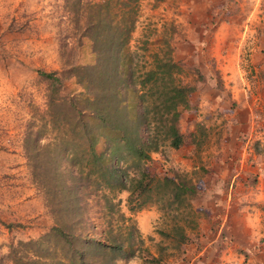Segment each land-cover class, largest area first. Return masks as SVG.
<instances>
[{"label": "rangeland", "instance_id": "rangeland-1", "mask_svg": "<svg viewBox=\"0 0 264 264\" xmlns=\"http://www.w3.org/2000/svg\"><path fill=\"white\" fill-rule=\"evenodd\" d=\"M254 1L139 0L129 44L132 47L136 44L143 28L174 23L177 33L172 39V52L183 64L184 78L196 76L194 70L185 68L192 61L191 42L196 38L198 65L203 70L214 69L213 76L221 78L222 83L225 81L229 92L222 91L215 98L218 90L204 85L199 93L188 94L195 110H186L181 116L195 115L202 123L180 147L173 149L164 144L157 151H150L146 168L156 177L151 180L148 194L139 198L144 202L142 206L130 211L126 206L127 191L118 184H105L95 167L84 176L75 168L70 172L67 164L60 162L57 174L50 175L49 184L55 190L51 195L32 178L22 149L21 131L43 113L46 85V79L32 68L56 71L63 79L62 92L78 89L75 77H65L63 69L71 61L80 37L77 33L80 21L74 19L73 10H67L66 0H0V255L7 252L9 243L18 240L55 242L54 237L45 240L50 227L64 226L74 218L78 222L70 227L73 232L119 245L111 249L78 238L76 264H154L150 255L161 257L164 264L264 263V174L258 170L259 162L264 164V132L251 133L250 155L247 156L246 150L241 152L240 170L248 173L232 174L236 139L223 137L227 145L233 146L232 151H225V162H229L225 166L218 161L216 152L223 132L221 112L232 113L243 122L231 128L232 134H239V140L241 133L245 134L244 117L248 109L240 104L248 95H243L241 87L252 73L249 50L261 24L259 11L258 16L256 12L250 14ZM240 30L247 33L240 50L226 55L219 37ZM138 49L139 53L147 52ZM86 54L87 51L80 53L75 62H83ZM45 132L40 143L47 140L49 130ZM53 146L59 147L51 144L49 152ZM99 148L97 144L95 149ZM255 153L258 159L251 168L254 163L250 158L254 159ZM90 167L87 162L86 170ZM116 168L123 171L124 163L117 160ZM256 170L252 183L247 174ZM124 171L126 176H121L127 186L132 178H138L139 171L134 165ZM164 174L199 188L191 197L182 195L179 200L173 199L172 186L158 179ZM75 175L87 183L85 190L77 186ZM215 176H221L223 183L216 185ZM61 185L69 186V191ZM199 193L208 195L207 199ZM180 231L188 237L177 245Z\"/></svg>", "mask_w": 264, "mask_h": 264}, {"label": "trees", "instance_id": "trees-1", "mask_svg": "<svg viewBox=\"0 0 264 264\" xmlns=\"http://www.w3.org/2000/svg\"><path fill=\"white\" fill-rule=\"evenodd\" d=\"M66 4L68 11H74V19L80 21L77 30L80 37L63 71L67 73L65 77L74 76L79 87L62 92L63 79L56 71L32 68L46 79V85L43 113L21 131L22 149L31 167L30 174L36 184L51 195L55 190L49 184L50 175L57 174L60 162H65L70 172L75 168L84 176L95 167L105 184H118L127 191V209L137 210L144 203L139 198L148 194L151 180L156 177L146 168L150 151H157L164 144L173 149L180 147L202 123L194 115L181 116L186 110H195L188 94L198 92L209 79L218 91L224 89L223 83L221 78L213 76L214 69L203 70L198 65L196 38L191 42L192 61L185 67L194 70L196 76L190 80L184 78L183 64L172 52L173 36L177 33L174 23L165 25L162 22L143 28L132 47L129 40L137 22L139 0H66ZM150 46L154 48L149 50ZM138 48L147 52L139 53ZM85 51L83 62H75V57L78 59ZM188 105L190 108L186 109ZM222 124L223 131H228L225 118ZM45 130H49L47 140L40 143L47 134ZM34 143L37 144L33 146ZM74 143L76 148H73ZM51 144L59 147L53 146L49 152ZM95 144L99 145V150L95 149ZM117 160L124 163V170L134 165L139 171L138 178H132L128 186L124 180L127 172L116 168ZM87 162L91 167L86 170ZM259 168L264 174L262 161ZM258 170L247 174L252 183ZM75 177L77 186L85 190L87 183ZM215 177L216 185L223 183L221 177ZM158 179L172 186L171 195L176 200L182 195L193 196L199 188L165 174ZM55 189L69 191L70 187L64 185L62 189ZM199 195L205 200L208 197L205 193ZM61 207L67 208L66 205ZM77 222L71 218L64 226L52 225L45 240L54 237L55 242L27 239L9 243L7 252L0 255V264H76L79 250L75 240L78 238L111 249L119 247L102 238L73 232L70 227ZM179 234L177 245L188 237L181 231ZM150 256L154 264H164L161 257Z\"/></svg>", "mask_w": 264, "mask_h": 264}, {"label": "crops", "instance_id": "crops-1", "mask_svg": "<svg viewBox=\"0 0 264 264\" xmlns=\"http://www.w3.org/2000/svg\"><path fill=\"white\" fill-rule=\"evenodd\" d=\"M250 11H251L250 14H255L256 12L257 16H258V11L260 12L261 24H260L259 33L258 34L256 33L257 37L255 39V42L254 44L251 45L250 50H249V56H250L249 69L252 73H250L249 77L246 79L247 81H242V87H241L243 95H245L246 93L248 95L247 96L248 99H245L243 103L240 104L241 106H244V107L246 106L248 109L244 117L246 118L245 119L246 123L244 121V123L246 124V129L244 131L245 134L243 135V133H241L240 140H239V134L237 133L232 134L231 128L237 125H242L243 122L240 121V119L234 117L232 113L227 114L224 112L222 116L227 120L229 124V130L226 132L225 131L222 132V138L220 137V143L216 150V152L219 153L218 161L222 162L221 163L222 166H225V163H229L228 161L225 162V159L227 158L225 151H227V149H229V151L233 150V146L227 145L226 144L227 141L225 140L227 139V137H229L230 139L234 138L237 140L238 145L235 144V150H236V156H235L236 161L234 162L235 172L232 173L234 176L237 175L238 173H242V174L248 173L247 171L242 172L240 170L241 168L240 161H241L242 151L246 150L247 156L250 155V152H249L250 144H248V141H249L251 133L253 132L256 133L257 131L264 132V0H255L254 2H252ZM247 18L248 16L245 17V19ZM244 35H247V33L244 32V30L243 31L240 30L238 33L225 34L224 36H220L219 38L220 40H222V43H223V46L221 47V49L225 50L226 55L230 54L231 52H233L234 54H237L238 51L240 50V46H242V38L244 37ZM226 65L227 64H224V66ZM204 85H208L209 88L214 89L212 87L213 81H210V79ZM228 85H232V83L228 82ZM244 85L246 88H244ZM223 86H224L223 90H219L217 92L218 94L216 93L217 95H213L215 98L217 96H221L223 94L222 91H226L227 89H229V88H226L227 84L225 83V81L223 83ZM234 87L236 88V86ZM236 90L237 88L235 89V91ZM199 91L197 93H199ZM228 92L225 93V96L227 97H228ZM240 100L242 99L240 98ZM223 137H225V140L223 139ZM237 150H240V152H237ZM257 159H258L257 153H255L254 159L250 158L251 162L254 163L253 165H250L251 168L254 167ZM231 168L233 167L231 166Z\"/></svg>", "mask_w": 264, "mask_h": 264}]
</instances>
